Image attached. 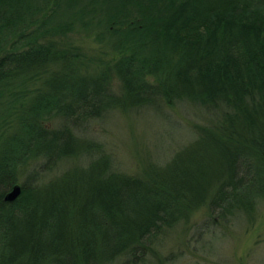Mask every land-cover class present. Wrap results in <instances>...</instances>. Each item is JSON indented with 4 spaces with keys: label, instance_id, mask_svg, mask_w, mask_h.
<instances>
[{
    "label": "trees",
    "instance_id": "trees-1",
    "mask_svg": "<svg viewBox=\"0 0 264 264\" xmlns=\"http://www.w3.org/2000/svg\"><path fill=\"white\" fill-rule=\"evenodd\" d=\"M21 2L0 0V117H16L5 139L0 124V264H143L204 206L205 227L255 214L264 201V0H55L46 19ZM75 26L119 34L121 95L106 73L83 76L79 56L17 41L34 27L50 39ZM39 79L22 97L12 91ZM157 100L193 104L214 121L142 176L114 170L102 146L74 133L107 109ZM84 155L83 168L53 176ZM22 169L28 180L8 202Z\"/></svg>",
    "mask_w": 264,
    "mask_h": 264
},
{
    "label": "rangeland",
    "instance_id": "rangeland-1",
    "mask_svg": "<svg viewBox=\"0 0 264 264\" xmlns=\"http://www.w3.org/2000/svg\"><path fill=\"white\" fill-rule=\"evenodd\" d=\"M21 1V6L37 13L35 16L38 19H46L50 13L47 6L56 5L55 0ZM79 27L75 26L61 37L50 39H44V30L34 27L30 35L17 41L22 46L36 41L38 46L53 44L63 52L79 56L83 76H100L106 73L116 94L121 95L124 92L122 85L112 70L114 64L122 58L123 51L118 46L119 34L105 31L91 33ZM6 37L9 42L14 35L7 33ZM42 80L28 84L15 83L12 91L18 93V98L20 94L22 97L26 91L38 89ZM158 80L155 77L149 78L152 83H157ZM12 99L15 98L4 102L5 108L11 106ZM11 113L8 120L4 119L8 118L6 110L1 113V126L6 123L9 125L1 135L4 139L7 134L13 133L11 123L15 112ZM212 121L214 120L204 114L201 108L193 104L175 102L168 105L165 100H157V107L107 109L100 118L82 123L74 133L87 142L90 140L102 146L114 170L142 176L150 164L162 168L170 163L178 152L196 140L199 127L210 126ZM51 126L57 127L58 122L51 123ZM85 156L77 158L76 163L70 161L62 164L58 171L52 173L53 176L73 166L83 168L86 165ZM20 158L21 162L27 159ZM28 172V169H22L16 184L23 185L28 180ZM207 220V207L204 206L192 213L188 222L181 223L175 230L168 232L157 244L155 255L149 256L143 264H264V201H259L254 215H238L209 227L202 226Z\"/></svg>",
    "mask_w": 264,
    "mask_h": 264
},
{
    "label": "water",
    "instance_id": "water-1",
    "mask_svg": "<svg viewBox=\"0 0 264 264\" xmlns=\"http://www.w3.org/2000/svg\"><path fill=\"white\" fill-rule=\"evenodd\" d=\"M22 193V187L20 185H15L12 190L7 194L5 200L8 202L15 201Z\"/></svg>",
    "mask_w": 264,
    "mask_h": 264
}]
</instances>
